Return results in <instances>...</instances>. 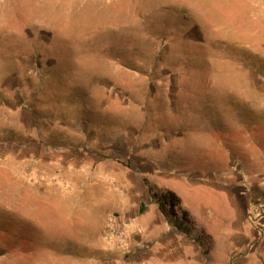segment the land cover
<instances>
[{
    "label": "rangeland",
    "instance_id": "374dc122",
    "mask_svg": "<svg viewBox=\"0 0 264 264\" xmlns=\"http://www.w3.org/2000/svg\"><path fill=\"white\" fill-rule=\"evenodd\" d=\"M149 189L264 191V0H0V264H147Z\"/></svg>",
    "mask_w": 264,
    "mask_h": 264
},
{
    "label": "crops",
    "instance_id": "0c3cea01",
    "mask_svg": "<svg viewBox=\"0 0 264 264\" xmlns=\"http://www.w3.org/2000/svg\"><path fill=\"white\" fill-rule=\"evenodd\" d=\"M262 191L253 196L226 193L222 198L226 207L207 210L202 216L201 212L187 215L192 224L190 237L178 233L158 211L153 221L141 226L140 259L147 264H264ZM199 233L209 240L205 248L192 239Z\"/></svg>",
    "mask_w": 264,
    "mask_h": 264
},
{
    "label": "trees",
    "instance_id": "16d2710c",
    "mask_svg": "<svg viewBox=\"0 0 264 264\" xmlns=\"http://www.w3.org/2000/svg\"><path fill=\"white\" fill-rule=\"evenodd\" d=\"M151 194V199L156 205L158 211L167 220L168 224L173 227L178 233H182L190 237L191 222L187 214L181 210L180 199L171 191H160L158 194H152V190H148ZM144 211L141 208L140 212ZM197 244L205 248V244L209 241L203 234L192 238Z\"/></svg>",
    "mask_w": 264,
    "mask_h": 264
},
{
    "label": "built area",
    "instance_id": "2783aa9c",
    "mask_svg": "<svg viewBox=\"0 0 264 264\" xmlns=\"http://www.w3.org/2000/svg\"><path fill=\"white\" fill-rule=\"evenodd\" d=\"M112 238L115 239L121 245V247H124V245H125V236L123 234L114 233V234H112Z\"/></svg>",
    "mask_w": 264,
    "mask_h": 264
}]
</instances>
